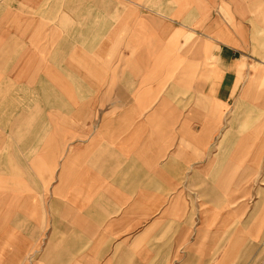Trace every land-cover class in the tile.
Here are the masks:
<instances>
[{"label": "crops", "instance_id": "obj_1", "mask_svg": "<svg viewBox=\"0 0 264 264\" xmlns=\"http://www.w3.org/2000/svg\"><path fill=\"white\" fill-rule=\"evenodd\" d=\"M0 264H264V0H0Z\"/></svg>", "mask_w": 264, "mask_h": 264}]
</instances>
